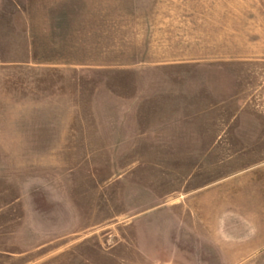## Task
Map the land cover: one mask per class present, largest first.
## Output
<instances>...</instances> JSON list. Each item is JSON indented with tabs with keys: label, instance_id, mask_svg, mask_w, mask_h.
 <instances>
[{
	"label": "rangeland",
	"instance_id": "374dc122",
	"mask_svg": "<svg viewBox=\"0 0 264 264\" xmlns=\"http://www.w3.org/2000/svg\"><path fill=\"white\" fill-rule=\"evenodd\" d=\"M216 4L264 0H0V264L198 260L179 209L220 192L258 234L264 64L178 40Z\"/></svg>",
	"mask_w": 264,
	"mask_h": 264
},
{
	"label": "crops",
	"instance_id": "0c3cea01",
	"mask_svg": "<svg viewBox=\"0 0 264 264\" xmlns=\"http://www.w3.org/2000/svg\"><path fill=\"white\" fill-rule=\"evenodd\" d=\"M197 16L199 19L192 31L180 29L178 40H224L213 41L212 44L233 42L236 48L227 52L226 56H201L200 60L239 62L244 65L264 64V4L258 5H210L201 6ZM264 84V83H263ZM263 166V165H262ZM227 194V193H226ZM237 206L242 205L239 212V221L242 229L230 228L228 208L229 197L212 193L210 196L196 198L192 202H185L179 209V216L191 223L190 236L201 246V258L195 260L191 252H182L179 264H235L252 248V236H257L259 242L255 246L264 248V196L258 198L259 205V232L252 235L251 218L245 212V205L251 204L250 197H232ZM236 198H238L237 201ZM188 214V215H187ZM237 220V221H238ZM240 229H239V228ZM194 230V231H193ZM257 240V241H258ZM172 247V245H171ZM176 253V252H175ZM200 260V261H199ZM150 264H153L150 262ZM154 264H173L172 262H157Z\"/></svg>",
	"mask_w": 264,
	"mask_h": 264
}]
</instances>
